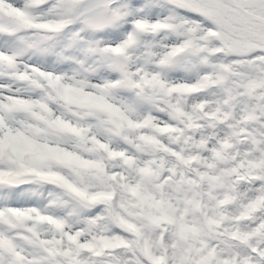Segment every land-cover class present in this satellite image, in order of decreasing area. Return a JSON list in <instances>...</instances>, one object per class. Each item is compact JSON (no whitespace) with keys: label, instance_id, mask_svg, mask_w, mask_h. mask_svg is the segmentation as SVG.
<instances>
[{"label":"snow or ice","instance_id":"snow-or-ice-1","mask_svg":"<svg viewBox=\"0 0 264 264\" xmlns=\"http://www.w3.org/2000/svg\"><path fill=\"white\" fill-rule=\"evenodd\" d=\"M0 264H264V0H0Z\"/></svg>","mask_w":264,"mask_h":264}]
</instances>
